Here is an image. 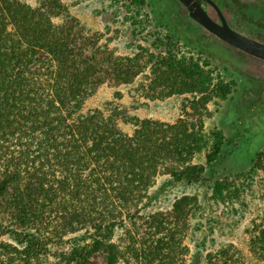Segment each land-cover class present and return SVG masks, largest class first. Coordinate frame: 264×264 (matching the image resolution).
<instances>
[{
    "label": "trees",
    "instance_id": "1",
    "mask_svg": "<svg viewBox=\"0 0 264 264\" xmlns=\"http://www.w3.org/2000/svg\"><path fill=\"white\" fill-rule=\"evenodd\" d=\"M44 4L0 0V237H8L0 241V264H43L50 257L58 259L53 264H85L95 251L106 264H120L114 229L134 222L170 185L202 180L224 137L215 133L207 143L201 124L137 118L127 134L114 112L89 109L86 101L105 81L132 83L144 72L142 87L151 99L204 93L210 81L169 51L139 48L120 56L90 45L68 24L55 25ZM203 145L205 165L192 163ZM158 176L167 180L151 191ZM210 187L223 195L221 181ZM153 228L154 244L143 254L147 250L156 264H181L175 233ZM72 232L80 236L69 250L51 252L53 242L66 244ZM249 245L264 261V233Z\"/></svg>",
    "mask_w": 264,
    "mask_h": 264
},
{
    "label": "rangeland",
    "instance_id": "2",
    "mask_svg": "<svg viewBox=\"0 0 264 264\" xmlns=\"http://www.w3.org/2000/svg\"><path fill=\"white\" fill-rule=\"evenodd\" d=\"M23 1L33 7L43 6L45 1V11L55 25L68 24L72 34L89 37L90 45L100 44L120 56L139 48L169 51L185 59L196 77L210 81L204 93L196 90L151 99L142 87L147 82L144 72L132 83L105 81L86 101L89 109L114 112L120 129L127 134L132 133L133 119L137 118L167 124L182 120L189 127L194 124L195 129L201 124L207 143L215 133L224 137L220 155L202 180L170 185L142 207L134 222L114 229L112 241L122 250L120 264H156L152 254L142 252L154 244V225L175 233L181 242L176 251L181 264H220L234 259L240 260L237 264H264L249 245L264 233V98L259 101L264 64L252 63V59L205 33L188 19L177 0ZM218 2L230 19L237 8L242 28L264 40V0ZM207 152V145H203L193 154L192 163L205 165ZM165 180V176H158L151 191ZM213 181L222 182V196L213 195ZM182 198L181 211H177ZM76 236L80 233L65 235L66 244L53 242L51 252L69 250ZM7 239L0 237V241ZM57 260L50 257L43 264ZM85 264L106 261L95 251Z\"/></svg>",
    "mask_w": 264,
    "mask_h": 264
},
{
    "label": "water",
    "instance_id": "3",
    "mask_svg": "<svg viewBox=\"0 0 264 264\" xmlns=\"http://www.w3.org/2000/svg\"><path fill=\"white\" fill-rule=\"evenodd\" d=\"M187 11V16L216 38L236 49L258 59L264 60V43L244 36L226 23L221 11L212 0H178ZM212 5L220 22L214 21L208 14L206 5Z\"/></svg>",
    "mask_w": 264,
    "mask_h": 264
},
{
    "label": "flooded vegetation",
    "instance_id": "4",
    "mask_svg": "<svg viewBox=\"0 0 264 264\" xmlns=\"http://www.w3.org/2000/svg\"><path fill=\"white\" fill-rule=\"evenodd\" d=\"M178 1V0H177ZM216 5L217 7L219 8V10L221 11V14L223 15L226 23L229 25V27H231L233 30H235L236 32L244 35V36H247L249 38H252V39H255L259 42H262L264 43V40L255 36V35H252L251 33L245 31L243 28H242V25L243 23L240 21V12L237 11V8L234 10L235 13L233 15V18L230 19L229 16H227L225 10L223 9V7L220 5V3L218 2V0H212ZM179 2V1H178ZM180 3V2H179ZM181 4V3H180ZM206 8H207V11H208V14L209 16L216 22H220V19L217 15V12L215 10V8L212 6V5H209L207 4L206 5ZM186 14H187V11H186ZM187 16V15H186ZM188 19H190L188 17ZM192 22L196 23L205 33L211 35L212 37H214L216 39V41H218L219 43L221 42L222 45H224L226 48H231V49H234L236 52L240 53L241 55H244L250 59H252V63L255 62V63H263L264 64V60H261V59H258L256 57H253L249 54H246L238 49H236L235 47H232L228 44H226L225 42L221 41L220 39L216 38L214 35H212L211 33H209L207 30H205L203 27H201L197 22H195L194 20L190 19ZM251 62V61H250ZM259 87H260V93H259V101L261 102L263 100V95H264V79L262 80H259Z\"/></svg>",
    "mask_w": 264,
    "mask_h": 264
}]
</instances>
